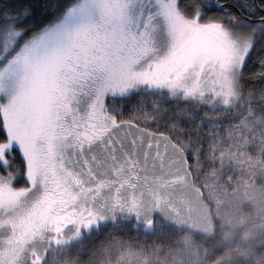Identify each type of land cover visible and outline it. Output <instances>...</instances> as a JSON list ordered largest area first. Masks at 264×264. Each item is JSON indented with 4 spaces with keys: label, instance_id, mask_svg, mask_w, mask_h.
Masks as SVG:
<instances>
[{
    "label": "snow or ice",
    "instance_id": "snow-or-ice-1",
    "mask_svg": "<svg viewBox=\"0 0 264 264\" xmlns=\"http://www.w3.org/2000/svg\"><path fill=\"white\" fill-rule=\"evenodd\" d=\"M249 76L264 0H0V264H45L109 206L172 203L213 146L168 101L227 109Z\"/></svg>",
    "mask_w": 264,
    "mask_h": 264
},
{
    "label": "rangeland",
    "instance_id": "rangeland-1",
    "mask_svg": "<svg viewBox=\"0 0 264 264\" xmlns=\"http://www.w3.org/2000/svg\"><path fill=\"white\" fill-rule=\"evenodd\" d=\"M240 100L241 91L231 102V107L227 109L219 105L213 108L206 104H197L195 101L188 103L198 110L213 115L212 121L205 120V124L210 126V130H215L218 129L216 125L220 123V117L229 116V112L239 106ZM249 133L251 135L250 129ZM230 140L233 142L232 137ZM233 164H236L237 171L240 173L234 180V186L237 189L235 194L228 196L217 186L219 173L201 177L199 185L202 188L200 186L196 188L193 185L188 173L186 185L176 189L175 197L171 198L172 203L165 204L159 200L146 199L135 205L124 203L109 206L101 211L93 223L83 226L77 235L73 236L69 233L65 242L53 244L45 264H77L79 256L75 254L83 253L82 249L96 234L93 231L97 229L102 231L106 227L110 229L109 223L114 222L116 225L120 224L121 228L132 225L146 232L148 230L174 231L172 235L176 244L172 243V247H167L169 249L160 247L156 251L144 250L146 253L149 251L145 255L144 251L140 253L135 250L138 244L129 241L119 242L114 239L102 247L100 254L96 257L98 264H209V255L203 241H210L214 236L215 219L221 224L218 227L217 237L227 243L228 251L230 248L239 249L240 256L245 262L264 264V250L253 249L255 242H258L255 244L256 248H264V238L257 235V213L255 212L257 202L262 203L263 197L252 185L251 176L255 169L254 164L261 165V162L257 159L250 160L246 155L245 159L240 156ZM260 170L264 168L261 167ZM247 208L250 209V215L247 213L250 220L246 222L241 215L245 214ZM239 210L241 215L236 214ZM195 236L199 238V241ZM138 253L143 257L137 255ZM90 260L89 258L88 262L91 263Z\"/></svg>",
    "mask_w": 264,
    "mask_h": 264
},
{
    "label": "trees",
    "instance_id": "trees-1",
    "mask_svg": "<svg viewBox=\"0 0 264 264\" xmlns=\"http://www.w3.org/2000/svg\"><path fill=\"white\" fill-rule=\"evenodd\" d=\"M240 91L241 100L239 106L236 107L235 110L230 111L229 116H221L220 123L216 125V128L218 129L215 130H210V126L205 124V120L212 121L213 115H205L206 112L198 110L191 103L185 101H180L177 104L170 99L168 104L169 110L172 114H176L179 110L180 120L182 127L185 129V134H190L197 143H200V139H202L204 153L209 152V143L213 146L212 159L205 158L202 153L200 164L197 165L193 163L192 165L189 174L192 183L196 188L201 187V185H199L201 177H207L210 174L219 173L217 186H219L225 194H228V196L235 194L237 189L234 186V180H236V176L240 175V173L237 171L238 168L233 162H236L240 156L245 159L246 155L250 160L257 159L261 162V165L254 164L255 169L252 171L251 176L253 179L252 185L258 189V193L263 197L262 203L257 202L255 210L257 213V235L263 239L264 170H260V168H264V82L252 80L249 76ZM144 103L145 106L151 104V99L144 101ZM131 111V108L126 109V113H130ZM188 113H192L193 116L189 117ZM125 118H129L127 114ZM201 119L203 120V124L197 132L194 129L196 128L197 121ZM249 129L251 130V135ZM230 137H232L233 142L230 140ZM253 137L254 140H252ZM218 192H220V190H218ZM247 213L250 215L249 208L245 209L244 215H241L242 213L240 210L236 212V214H240L246 222L248 219L250 220V216L247 215ZM127 223L128 222H126V224ZM235 223L236 221L234 220V224ZM109 224L111 225L110 229L106 227L102 231H99V229L93 231L96 234L90 239L86 247L82 249V254L76 252L75 255L79 256L77 264H98L96 263V257L100 254L102 247L114 239H117L116 241L119 242L129 241L138 244V247L136 246V248H134L140 253L148 249L149 251H156L160 247H172V243L175 241L174 236L172 235L175 232L171 230H148V232H146L141 228L133 227L132 225L126 228H121L122 226L120 224L116 225L115 222ZM214 224L216 227L214 236L210 241L206 242L202 240L207 249V254L209 255V264H251L245 262L240 256L241 250L230 248L228 251L226 249L227 243L217 237L218 227L221 224L216 221V219L214 220ZM196 239L199 241V238ZM256 243L258 242L253 244V249L259 251L262 249L264 250V248H256ZM145 253L146 252L144 251V254ZM147 253L145 255H147ZM137 255L143 257V255L139 253ZM89 258L91 259V263L88 262Z\"/></svg>",
    "mask_w": 264,
    "mask_h": 264
}]
</instances>
